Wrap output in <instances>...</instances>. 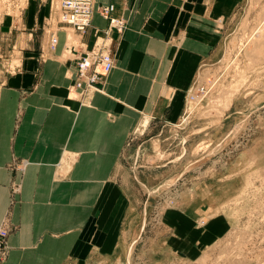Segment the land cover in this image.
<instances>
[{
  "label": "crops",
  "instance_id": "crops-1",
  "mask_svg": "<svg viewBox=\"0 0 264 264\" xmlns=\"http://www.w3.org/2000/svg\"><path fill=\"white\" fill-rule=\"evenodd\" d=\"M244 1L93 0L90 25L71 43L54 0H33L2 24L6 63H15L0 70V226L11 228L0 264L126 263L139 207L129 161L178 127L188 88L223 58ZM107 4L126 22L111 32L113 68L100 90L71 97L75 58L108 26L99 11ZM53 27L58 42L49 50ZM219 174L160 212V243L173 259L194 261L228 233L217 208L231 196L234 173Z\"/></svg>",
  "mask_w": 264,
  "mask_h": 264
},
{
  "label": "rangeland",
  "instance_id": "rangeland-1",
  "mask_svg": "<svg viewBox=\"0 0 264 264\" xmlns=\"http://www.w3.org/2000/svg\"><path fill=\"white\" fill-rule=\"evenodd\" d=\"M54 3L52 9L58 0ZM33 5V0H0L3 73L15 61L6 63L9 36L2 24L21 18L24 9L18 6ZM259 28L264 32V0H245L228 32L223 58L196 80L213 85L208 95L198 105L188 103L178 127L165 128L159 141L145 145V157L130 159L137 184L131 196L139 207L127 264H264V38L255 35ZM67 36L71 43L78 35L69 29ZM226 171L234 173L227 184L231 196L217 209L231 222L228 233L194 261L173 259L160 243L157 214L169 207V200L176 202L183 189ZM145 178L151 184L142 185Z\"/></svg>",
  "mask_w": 264,
  "mask_h": 264
},
{
  "label": "built area",
  "instance_id": "built-area-1",
  "mask_svg": "<svg viewBox=\"0 0 264 264\" xmlns=\"http://www.w3.org/2000/svg\"><path fill=\"white\" fill-rule=\"evenodd\" d=\"M24 8L18 6L20 11ZM113 9L114 6L112 4L99 8L102 16L107 18L108 26L101 35L96 36L93 45L88 50L75 58L74 80L68 86V94L73 95L74 98H81L88 92L100 90L99 84L113 68V39L111 32L115 30L121 33L126 27V22L123 18L109 15ZM54 10L56 11V21L59 24L72 28L77 35H80L90 25L93 13V0H58ZM48 33V48L49 50H54L58 42L57 35L54 31H48ZM66 50L69 55L71 48L67 46ZM212 86V84L210 86L199 85L195 81L186 92L187 105L188 103L198 105L208 95ZM199 96L201 98L197 100ZM17 168L22 170L20 165ZM14 190L16 191V189ZM168 204L167 206L171 207L170 205L173 206L175 201L173 199L169 200ZM158 215L160 216L159 213ZM10 230L11 228L5 224L0 226V261H3L8 254L7 238Z\"/></svg>",
  "mask_w": 264,
  "mask_h": 264
},
{
  "label": "bare ground",
  "instance_id": "bare-ground-1",
  "mask_svg": "<svg viewBox=\"0 0 264 264\" xmlns=\"http://www.w3.org/2000/svg\"><path fill=\"white\" fill-rule=\"evenodd\" d=\"M263 29H264V28H263ZM257 30H258V29H257ZM261 31H262V28H261V30H260V28H259V30L257 31L258 33L255 34V35L258 37L259 40H262V39L264 38V36H263V35H264V34H263L264 32L262 31V32H263V33H262ZM68 35H69V34H68ZM256 36H255V38H256ZM69 38H70L69 40L72 39L71 35H69ZM67 39H68V36H67ZM69 40H68V41H69ZM70 42H71V41H70ZM212 88H213V86H212ZM212 88H210V90H211ZM69 96H71V94H70ZM71 97H73V96H71ZM200 98H201V96H199V97L197 98V100H199ZM227 108H228V106H227ZM189 113H190V107H189V109H188V111H187V114H189ZM184 118H185L184 120H186V117H184Z\"/></svg>",
  "mask_w": 264,
  "mask_h": 264
}]
</instances>
